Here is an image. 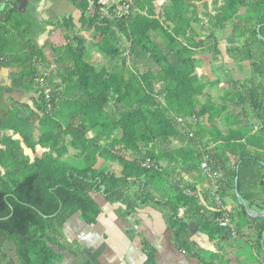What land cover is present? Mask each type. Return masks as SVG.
I'll use <instances>...</instances> for the list:
<instances>
[{"label": "trees", "instance_id": "obj_1", "mask_svg": "<svg viewBox=\"0 0 264 264\" xmlns=\"http://www.w3.org/2000/svg\"><path fill=\"white\" fill-rule=\"evenodd\" d=\"M88 1L79 3L78 23L90 38L71 17L55 23L65 40L52 47L63 66L56 74L23 15L2 12L0 66L15 70V88L38 97L0 117V264H59L67 222L79 215L95 224L98 195L128 212L167 210L175 248L207 264L191 249L188 220L211 239H229L231 230L216 223L210 185L199 192L184 175L202 172L208 153L221 197L236 199L246 163H264V0H133L132 15L118 22L100 20ZM221 42L250 77L229 83L218 101L205 92L220 84L210 79L215 68L201 72L198 55L218 59ZM90 48L107 64L95 63ZM263 233L264 223L259 249Z\"/></svg>", "mask_w": 264, "mask_h": 264}, {"label": "crops", "instance_id": "obj_2", "mask_svg": "<svg viewBox=\"0 0 264 264\" xmlns=\"http://www.w3.org/2000/svg\"><path fill=\"white\" fill-rule=\"evenodd\" d=\"M208 1L211 2V0ZM11 2L14 4L13 8L29 22L30 37L47 59L49 71L55 70V74L57 70L62 71L63 66L55 62L52 47L54 44L65 43V40L60 37L55 23L63 18L71 17L77 30L83 35L82 32L86 29L82 30L78 23L81 17V11L78 8L81 0H0V23L4 20L3 10L7 7L12 8ZM163 2L165 0L157 1L159 6ZM88 32L90 36L91 31ZM221 46L220 51L226 57L224 51L226 44ZM198 66L201 72H204L205 67L201 69V65ZM239 68L232 60L226 67L215 69L210 67L213 73L210 79L218 78L220 84L213 87L208 85L205 92H209L219 101L224 92L223 88H226L230 82L235 80L245 82L249 79L250 66L245 62L243 72H240ZM7 69L8 71L0 70V83L4 86L9 81L10 71H13ZM213 71L216 73L214 74ZM219 71L225 72L228 77L219 76ZM37 97V94L23 90L11 92L6 97V111H9L13 102L33 107V99ZM217 125L225 135L227 128L224 122L219 120ZM257 125V123L254 124L255 130ZM34 135L35 137L39 135L37 130ZM174 144L177 143L174 142ZM174 144L172 148L178 146ZM235 160L236 157L231 156V162L234 163ZM110 169L117 171L118 167L112 165ZM184 179L195 185L199 192L209 187V179L200 171H191L184 175ZM239 195L247 203L251 212H264L263 162L250 161L243 167L240 173ZM222 199L227 209L232 211L231 222L236 236L222 241L219 238L211 239L191 219L188 220L187 233L191 249L198 253L202 261L207 264H264V242L262 248L257 247L258 230L264 223V216L248 213L241 215L238 198L226 196ZM96 202L101 212L95 224L87 225L79 215H74L67 222L60 238L63 246L60 253L63 258L59 264H200L199 258L180 251L173 245L172 230L166 220L167 210L153 205H142L135 211L128 212L120 201L110 204L101 195L96 197ZM212 206V203L207 204L210 209ZM183 213L182 209L179 215L182 216ZM262 240L264 241V233ZM150 258L152 260L149 261Z\"/></svg>", "mask_w": 264, "mask_h": 264}, {"label": "built area", "instance_id": "obj_3", "mask_svg": "<svg viewBox=\"0 0 264 264\" xmlns=\"http://www.w3.org/2000/svg\"><path fill=\"white\" fill-rule=\"evenodd\" d=\"M133 0H89L88 10L95 12L100 20L108 22H118L127 20L133 11ZM45 94L49 96L50 90L45 89ZM195 116L191 117V121L197 122ZM178 123H184V118H178ZM190 121V122H191ZM189 136H193L189 133ZM200 168L204 175L209 179L210 196L215 208L220 212V216L216 218V223L220 227H227L231 230L232 236H236V231L231 222L232 211L225 206L219 192L221 174L213 169V160L208 153L202 156Z\"/></svg>", "mask_w": 264, "mask_h": 264}, {"label": "flooded vegetation", "instance_id": "obj_4", "mask_svg": "<svg viewBox=\"0 0 264 264\" xmlns=\"http://www.w3.org/2000/svg\"><path fill=\"white\" fill-rule=\"evenodd\" d=\"M12 4V2H11ZM14 4H12V8H13ZM222 44H225L223 42H221V44L218 46L219 49L220 47L222 48ZM226 57L224 56V53L221 52L220 56L218 57V59H213L211 54L209 53H204V54H199L198 57L200 59V65L201 68H207V67H215V68H220V67H226L229 64V61L232 60V58L230 57V55L228 54L226 48L224 49ZM230 59V60H229ZM233 63L239 64L237 63V61L232 60ZM1 67V66H0ZM3 68V67H2ZM10 70L12 69L13 71H10V77H9V81L7 82V85L4 86L2 85V83H0V117H4L7 113L6 108H5V103L6 102V97L11 93V92H18L21 89L15 88L14 87V83L12 80V74L15 72V70L13 68H9ZM9 109H11V106L9 107Z\"/></svg>", "mask_w": 264, "mask_h": 264}, {"label": "rangeland", "instance_id": "obj_5", "mask_svg": "<svg viewBox=\"0 0 264 264\" xmlns=\"http://www.w3.org/2000/svg\"><path fill=\"white\" fill-rule=\"evenodd\" d=\"M83 33V35L85 36V37H89V32L87 31V30H85L84 32H82ZM91 58H92V60L95 62V63H105V64H107V59H104V58H102L101 57V55H99L98 54V52L96 51V50H94V49H92V48H90V55H89ZM238 66L240 67L239 68V70H240V72H243V70H242V68H243V63L242 64H238ZM214 72V74L216 73V71H213ZM218 75L220 76V75H224V76H226V77H228V75L224 72L223 73V71H219L218 72ZM231 83L232 82H230V85H231ZM230 85L228 84V87H226L227 88V90L229 89V87H230ZM216 86V85H215ZM217 88V87H216ZM174 145H178V144H174Z\"/></svg>", "mask_w": 264, "mask_h": 264}, {"label": "water", "instance_id": "obj_6", "mask_svg": "<svg viewBox=\"0 0 264 264\" xmlns=\"http://www.w3.org/2000/svg\"><path fill=\"white\" fill-rule=\"evenodd\" d=\"M259 37H261L260 35H259ZM0 70L1 71H8V69L7 68H2V67H0ZM235 193H236V195H237V198H238V200H239V202L244 206V208H245V210H246V212L249 214V215H263L264 216V212H251L250 210H249V208H248V206H247V203L242 199V197L239 195V193H238V178L236 177V179H235ZM263 240H262V246H263Z\"/></svg>", "mask_w": 264, "mask_h": 264}]
</instances>
